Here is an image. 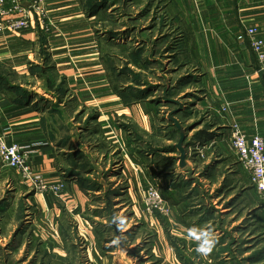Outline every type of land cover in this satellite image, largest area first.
I'll return each mask as SVG.
<instances>
[{"label":"crops","instance_id":"0c3cea01","mask_svg":"<svg viewBox=\"0 0 264 264\" xmlns=\"http://www.w3.org/2000/svg\"><path fill=\"white\" fill-rule=\"evenodd\" d=\"M46 2L55 26L52 32L46 34L34 23L24 33H0V130L8 144L17 143L31 153L33 168L46 180H65L68 186L61 196L35 194L17 171L0 162V264H45L46 259H60L58 248L45 256L39 251L40 244L35 249L31 246L33 226L27 227V223L34 222H27L28 205L36 206L44 218L50 214L63 217L65 212L66 218L74 219L78 230L92 237L93 227L84 216L93 208L91 196L81 188L78 176L67 174V159L75 155V138L80 143V134L76 136L74 130L71 133L66 125L76 119L80 124L78 118L84 111L91 113L85 119L95 127L88 133L89 139L102 136L114 144L120 159L115 169L121 168L116 176L130 172L134 186H145L141 188L143 197L149 185L167 187L166 174H180L191 183L186 189L190 198L183 203L185 225L175 220L180 215L178 210L174 227L171 226L173 236H222V230L208 231L211 224L197 225L198 217L210 209L209 205L198 212L199 206L189 202L193 196L200 197L198 203L210 204L212 214L223 220L225 213L231 212L242 198H251L254 203L257 197L250 175L231 148L230 125L239 124L248 138L260 135L264 139V74L247 34L248 28L256 27L264 39V0L165 3L163 17L167 25H177L184 34L179 49L165 55V66L172 70L171 76L179 75L178 80L186 75L191 77L176 98L184 106L177 118L185 128H191L187 138L189 156L183 169L178 152L162 153L165 158L177 159L175 164L166 168L155 165L156 150L175 144L165 139L168 123L158 127L169 109L163 101L156 115L152 100L157 97L127 102L116 93L103 61L104 50L111 45L97 17L88 12V0ZM155 57H161L160 53ZM59 96L60 109H55ZM123 125L134 128L141 140L130 144L131 132ZM199 187L201 196L197 195ZM224 205L226 209L218 210ZM259 209L264 212L262 206ZM235 215L233 211L232 217ZM177 225L182 230H177ZM222 226L230 229L223 223ZM2 227L7 228L6 232ZM60 228L61 224L55 232L62 235ZM16 255L21 257L17 259Z\"/></svg>","mask_w":264,"mask_h":264},{"label":"rangeland","instance_id":"374dc122","mask_svg":"<svg viewBox=\"0 0 264 264\" xmlns=\"http://www.w3.org/2000/svg\"><path fill=\"white\" fill-rule=\"evenodd\" d=\"M112 2H115L116 7L112 8V5H108L109 8L107 7V10H102L103 15L99 18L101 22L100 29L112 28L113 30L122 32L123 35L128 33L130 38H120L118 39L117 45H108L105 48L104 55L111 54L115 56L114 60H112L113 62L107 60L108 67L113 68L112 64L114 63L116 71H112H115L116 74L125 71V61L130 57L129 54L135 53L137 49L145 52V55H143L144 58L152 57L162 63L161 70L158 67L156 69L152 67L153 72H155L154 75L150 73L144 74L139 72L133 65L129 66L131 70L141 74L139 79L129 75L126 71L124 77L120 78L119 76V79H117V75L110 71L109 74H111L110 78L114 81L113 84L118 87L129 86L131 82L124 80V78H128V75L132 76V79L136 83L141 80H146L151 86L164 85L169 82L173 84L176 80L178 82L179 75L173 74L171 76L169 72L172 70L166 68L163 58H154L152 56L153 53L155 55L158 53L163 55V48L165 46H172L175 41L184 37V34L177 28V25H167V21L163 20L165 18L163 16H166L165 3H168V0H113ZM147 9L148 11L144 13ZM112 22H117V25L113 26ZM119 22L126 27L120 28ZM129 26L133 29L129 30ZM163 42L166 44L162 45ZM176 83L175 86L177 85ZM47 98L50 99V97ZM70 107L73 108L74 105L71 104ZM70 107L65 111V115H67ZM88 115H91V113L82 112V116L80 114L78 118L80 124L77 123L76 119V122L68 123L66 129H69L68 131H71V133L74 130L76 136L80 134V143H78L77 137L75 138V146L77 147H75L77 152L75 156L78 158L79 164H82L79 167L80 170L77 175L90 180V183L95 185L94 187L83 185L88 196H91L90 201L93 207L84 216L86 218L85 220L92 225L94 231L92 237H88L83 231L77 229L74 219L67 222L66 217H60V214L59 218L54 217L55 215L53 214L47 216L48 218H44L36 206L31 207V205H28L30 208L27 213V222H34V225L27 223V227L33 226V233L31 234L29 231L31 234L29 239V242L32 244L31 246L35 249L40 244L39 251L43 252L45 256L47 254H53V249L56 251L60 249V259L56 257H54V261L46 259L44 263L184 264V262L179 260L176 252L169 245L167 238L172 237L181 242L179 246L183 249L185 256L193 260L195 264H213L216 261V257L210 251L214 250L212 242L215 238L206 239L203 236L189 237L185 233H180L178 238L172 235L171 226L174 227V219L177 217L176 212L178 210H180V215L175 220L185 225V216L183 215L185 212L184 202L180 203L177 201L179 203L178 205H172L167 202L170 210V214L167 216L159 212L148 213L145 207L144 197L141 193V188L144 189L145 186L140 188L134 186L135 181L131 182L130 172L126 176H116L121 173L119 171L121 168L115 169L116 164L120 165V159H118V151L114 144L111 141L105 140L102 136L97 138L93 137V140L92 138L89 139L90 136L88 133L95 130L93 129L95 127L93 124L89 125L88 119H85ZM165 125L166 123L164 121L162 123L158 122V127ZM96 129L101 131L100 127ZM110 158L118 160L119 163L112 162V160L109 162ZM71 159L69 161L70 163ZM172 170L170 169V172H173ZM125 171L128 172L126 169ZM177 176L182 177L180 174L174 175L173 173L166 177L173 180ZM150 183L153 182L150 181ZM168 187L169 181L167 187L156 188L163 194ZM197 190V195L200 194L201 196L200 187ZM177 194L181 195V197L184 196L185 203L191 195L189 192H184L183 190ZM256 196L254 203L251 198L249 201L247 198H242L240 204H237L231 212L225 213L223 220L220 216L213 215L212 219L203 225L211 224L208 227V231H218L220 233L219 222H221L225 227L228 226L230 228H226V230L234 233L236 239L239 238L242 242L246 243L241 248H248L246 250L250 252L263 249L264 212L259 211V208L264 203L261 201L257 192ZM197 198L193 196L189 204L199 206V209L197 208L198 212H201L208 205L211 208L210 204L198 203L200 197ZM18 206L19 203L17 205L19 209ZM213 206L215 208L216 205ZM178 207L180 209H177ZM222 208L226 209L225 205L219 207L218 210ZM233 211L236 214L234 218L232 217ZM60 224L61 226L66 225L68 227L67 230H70V234H57L55 231L58 232ZM178 228L182 230L177 225L176 229L179 230ZM2 229L3 232L7 230L6 227H2ZM219 233L214 234L215 237ZM55 254L57 253L55 252ZM245 256L249 255L246 254ZM20 257L21 255H16L17 259Z\"/></svg>","mask_w":264,"mask_h":264},{"label":"trees","instance_id":"16d2710c","mask_svg":"<svg viewBox=\"0 0 264 264\" xmlns=\"http://www.w3.org/2000/svg\"><path fill=\"white\" fill-rule=\"evenodd\" d=\"M112 1L113 0H88L86 7H89L88 12L91 13L93 16L95 15L98 19L97 21L101 24V22L99 21V18L102 17V15H103L102 10L103 11L107 10L109 8L108 5H112L111 6L112 8L116 7V4H114L115 2H112ZM129 1H134V0H129ZM148 9L144 13H146L148 11ZM131 20L134 21L133 19H131ZM119 23H120V26H119L120 28L126 27L121 22H119ZM112 24H113V26H116L117 22H115V23L112 22ZM162 27H164V26H162ZM130 29H133V28L129 26V30ZM102 31H104L103 34L105 35V37L107 39H109V43L111 46L117 45L118 39H120V38H124V39L130 38V35L128 33H126V35L124 34L125 35L124 36L122 32L116 31L115 29L113 30L112 28L104 29ZM180 38H182V37H180ZM159 43H161V42H159ZM180 43H182V39L175 41V43L172 46H168L165 49L163 48V55L160 54L161 57L163 58V60L165 59V55H167L168 52L179 49V46L181 45ZM163 44H166V43L163 42L162 45ZM143 55H145V52L137 49L135 53L129 54L130 57L124 63V64H126V70L125 71L128 72L129 75L135 76L137 79H139L141 74L134 72L133 70H131L129 68V66L133 65V67H135L139 72H142L144 74L150 73L152 75H154V73H155V72H153L152 67H154L155 69L157 67L160 70L162 69L161 68V66H162L161 62L153 59L152 57L151 58H144ZM152 56L155 58L156 55L153 53ZM114 58H115V56H112L111 54H105L103 56V59H104L103 61L105 62L106 66L108 68V73L110 71L115 73V75H117V79H119L118 78L119 76H120V78L124 77L125 71L119 72L116 74V72H115L116 66H114V63L112 64L113 68H110L107 65V60L112 61V60H114ZM180 67H182V66H180ZM112 70H115V71H112ZM110 75L111 74H109V78H110ZM129 75L128 76L126 75L128 78H124V80L129 81L131 83L129 84V86H125V87H123V86L118 87L117 85L113 84L114 81L112 80V78H110V82L113 85L116 93L124 101H127V102H138V101L147 100L152 96L157 97L155 100H152L153 107L155 108L154 112L156 115H158L159 110H160L159 107L162 106L163 101L165 103V106L169 109V112L178 107L176 105V103L175 102L173 103L172 101H176V98L181 93V91H180L181 88H183L191 78L190 76L181 77L178 80V82L176 83L177 84L176 86H173L172 83H170V82L168 84H164V85L160 84L158 86H155V85L151 86L149 84V82L146 80L145 81L141 80L138 83H136L132 79V76H129ZM48 85H49V87L52 88L51 81H48ZM60 95H61V93H60ZM184 98H187V95L184 96ZM60 101H61V98L59 96V102L55 103V105H54L55 109L59 107L58 103H60ZM163 121L168 123V132L165 136V139L171 140L175 144L172 146H168V147L164 148V150H156L154 157L156 158V163H157L155 165L163 166L166 168L167 166H171L172 164H175L176 161H178V160L175 159L174 157L165 158L162 155V153H172V152L177 153L176 144L178 143V141L180 139V133H179L178 129L175 127V125L173 123L167 121L166 118ZM122 127L124 129H127V131L131 132L132 137L130 139V144L137 143L138 140H141V136L139 135V133L134 128H132L130 126H125V125H123ZM129 128L133 129V130H130ZM186 144L188 145L187 141H186ZM75 153H77V152H75ZM144 153H146V155H148L147 152L144 151ZM72 155H70L69 158L67 159V164L70 167L69 172L67 171V174L69 176H73V175L78 176L80 179V183H81L80 186L83 190H84L83 185L84 186L88 185V186L94 187L95 185L91 184L90 180H88L86 178H82V176H80V175H77L79 170H80L79 167L82 164H79V160H78V158L76 159V156L74 154H72ZM71 158H73V159H71ZM70 159H71V163L69 162ZM74 170H76L75 173H73ZM161 173L166 174V171L161 170ZM166 176H168V175L166 174ZM190 186H191V183L186 181L185 178H183L181 176H177L173 180L169 179V187L170 188L168 187L166 189V191H164V193L161 195L170 204L178 205L179 203L177 201L182 203L185 201V198H184V196L181 197V195H178L177 193L181 192V190H183L185 192L187 188H190ZM84 191L87 192L86 190H84ZM110 203L112 204L111 201H110ZM58 206H60V205H58ZM262 209H264V205L262 206ZM213 211H214L213 208L206 209L205 213L202 214V216H200V218L197 222V225H203L204 223H208L209 220H211L213 217V214H212ZM66 215L67 214L65 212H63V216H66ZM66 219H67V222H70V220H71L69 217ZM219 225H220L219 229H221L223 231V235L215 238L212 242L214 250H211L210 253L216 257V261H214L213 264H264V248L261 250H256L254 253H252L249 256H245L250 251L246 250L248 248H241V247L243 245H245L246 243L242 242L241 239L240 240L236 239L232 232H229L226 229L224 230V227L222 226L221 222H219ZM60 229H61L62 235H66L68 233L70 234V230H67L68 227L66 225L61 226ZM167 240L169 242V245L174 250V252H176L180 261L184 262V264H195L193 262V260H191L190 258L188 259L185 256L183 249L179 246V243L181 244L180 241H178L172 237L167 238Z\"/></svg>","mask_w":264,"mask_h":264},{"label":"built area","instance_id":"2783aa9c","mask_svg":"<svg viewBox=\"0 0 264 264\" xmlns=\"http://www.w3.org/2000/svg\"><path fill=\"white\" fill-rule=\"evenodd\" d=\"M34 23L46 34L55 29L46 0H0V33H24L31 29ZM247 34L264 74V39L256 27L248 28ZM230 130L231 148L242 168L250 175L251 186L264 203V139L260 135L248 138L237 123H232ZM196 152L203 157L202 152ZM0 162L5 167L17 171L24 184L35 194L61 196L66 193L67 181L52 183L46 180L33 168L31 153L17 143L8 144L1 130ZM144 202L148 213L159 212L165 216L170 214L167 201L153 185L147 187Z\"/></svg>","mask_w":264,"mask_h":264},{"label":"water","instance_id":"95a60500","mask_svg":"<svg viewBox=\"0 0 264 264\" xmlns=\"http://www.w3.org/2000/svg\"><path fill=\"white\" fill-rule=\"evenodd\" d=\"M172 102L173 103L175 102L178 107L168 113L166 120L173 123L180 133V139L176 144V149L177 152L179 153L180 168L183 169L186 167V161L189 156L188 153L189 144L187 145L186 141L188 138V131H190L191 128H185L177 118V116H179V114H182V112L184 111L183 104L179 101H172Z\"/></svg>","mask_w":264,"mask_h":264},{"label":"bare ground","instance_id":"6f19581e","mask_svg":"<svg viewBox=\"0 0 264 264\" xmlns=\"http://www.w3.org/2000/svg\"><path fill=\"white\" fill-rule=\"evenodd\" d=\"M264 205V204H263Z\"/></svg>","mask_w":264,"mask_h":264}]
</instances>
